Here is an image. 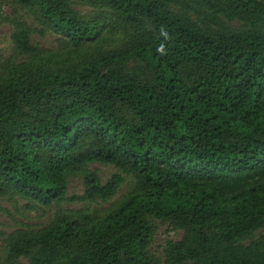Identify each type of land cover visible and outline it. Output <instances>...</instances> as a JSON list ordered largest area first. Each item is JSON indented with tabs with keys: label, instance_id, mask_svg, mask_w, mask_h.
I'll return each instance as SVG.
<instances>
[{
	"label": "trees",
	"instance_id": "obj_1",
	"mask_svg": "<svg viewBox=\"0 0 264 264\" xmlns=\"http://www.w3.org/2000/svg\"><path fill=\"white\" fill-rule=\"evenodd\" d=\"M9 3L0 199L55 211L0 233V264H264V0Z\"/></svg>",
	"mask_w": 264,
	"mask_h": 264
},
{
	"label": "rangeland",
	"instance_id": "obj_2",
	"mask_svg": "<svg viewBox=\"0 0 264 264\" xmlns=\"http://www.w3.org/2000/svg\"><path fill=\"white\" fill-rule=\"evenodd\" d=\"M2 8L0 12V65L8 62V58L12 57L13 45L11 41V33L13 31L10 22L13 19L12 6L9 0H0ZM5 2V4L3 3ZM78 9L86 10L84 7ZM30 19V18H29ZM32 20V19H31ZM29 22H32L28 20ZM56 36L48 32H34L31 39L34 44L38 45L44 50H54L59 44ZM9 63V62H8ZM88 168L95 170L104 181L111 173L115 171L111 165L92 163ZM130 179L127 177L121 184L117 193L109 201L86 202L90 209H95L98 213L104 212L113 203L118 202L130 189ZM82 192V185L79 176L73 175L68 178L67 193L68 196L80 195ZM84 203L70 202L64 203L63 208H81ZM55 211V207H42L34 204H28L26 200L14 197L13 199H0V233L10 232L16 228H39L45 225L51 218ZM182 232L173 230L168 225H161L157 230L154 239V250L159 252L166 240H178Z\"/></svg>",
	"mask_w": 264,
	"mask_h": 264
},
{
	"label": "clouds",
	"instance_id": "obj_3",
	"mask_svg": "<svg viewBox=\"0 0 264 264\" xmlns=\"http://www.w3.org/2000/svg\"><path fill=\"white\" fill-rule=\"evenodd\" d=\"M161 32H162V34L165 35L166 37L168 36V33H167V31H166L165 29L162 28V29H161Z\"/></svg>",
	"mask_w": 264,
	"mask_h": 264
}]
</instances>
